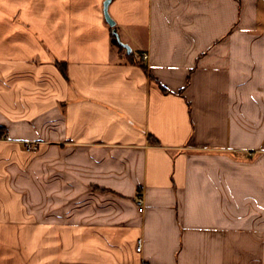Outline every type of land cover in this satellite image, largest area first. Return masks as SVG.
Listing matches in <instances>:
<instances>
[{
    "label": "crops",
    "instance_id": "1",
    "mask_svg": "<svg viewBox=\"0 0 264 264\" xmlns=\"http://www.w3.org/2000/svg\"><path fill=\"white\" fill-rule=\"evenodd\" d=\"M103 1L0 0V264H264V0Z\"/></svg>",
    "mask_w": 264,
    "mask_h": 264
},
{
    "label": "trees",
    "instance_id": "2",
    "mask_svg": "<svg viewBox=\"0 0 264 264\" xmlns=\"http://www.w3.org/2000/svg\"><path fill=\"white\" fill-rule=\"evenodd\" d=\"M110 28V38H111V43L112 45H115L118 49V51L120 52H123L124 54H126V56L128 58H132V53L131 52H127V49L122 45V43L120 42V39H119V35H118V38L112 33V30L114 27H109ZM133 62V60H131ZM140 62V61H139ZM138 63V62H137ZM153 145H156L158 142L157 141H154L152 142Z\"/></svg>",
    "mask_w": 264,
    "mask_h": 264
},
{
    "label": "water",
    "instance_id": "3",
    "mask_svg": "<svg viewBox=\"0 0 264 264\" xmlns=\"http://www.w3.org/2000/svg\"><path fill=\"white\" fill-rule=\"evenodd\" d=\"M111 0H104L103 2V14H104V18L106 23L109 25V27H114L115 26V22L114 20L110 17L109 13H108V5L110 3ZM112 33L118 38V34L116 32V29L113 28ZM126 49L127 52H130V48L124 44H122Z\"/></svg>",
    "mask_w": 264,
    "mask_h": 264
},
{
    "label": "built area",
    "instance_id": "4",
    "mask_svg": "<svg viewBox=\"0 0 264 264\" xmlns=\"http://www.w3.org/2000/svg\"><path fill=\"white\" fill-rule=\"evenodd\" d=\"M147 53L146 52H142L141 53V59L142 60H145L147 59ZM24 146L26 148V150H31V149H34V146L31 145V142H24ZM142 203V200L141 199H138V204H141ZM141 246H142V243H141V240L138 239L137 241V245H136V251L139 252L141 250Z\"/></svg>",
    "mask_w": 264,
    "mask_h": 264
},
{
    "label": "rangeland",
    "instance_id": "5",
    "mask_svg": "<svg viewBox=\"0 0 264 264\" xmlns=\"http://www.w3.org/2000/svg\"><path fill=\"white\" fill-rule=\"evenodd\" d=\"M104 2V1H103ZM135 53V52H134Z\"/></svg>",
    "mask_w": 264,
    "mask_h": 264
}]
</instances>
